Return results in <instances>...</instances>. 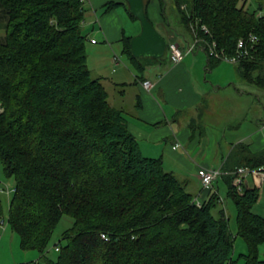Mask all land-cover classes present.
Masks as SVG:
<instances>
[{"label": "trees", "instance_id": "16d2710c", "mask_svg": "<svg viewBox=\"0 0 264 264\" xmlns=\"http://www.w3.org/2000/svg\"><path fill=\"white\" fill-rule=\"evenodd\" d=\"M155 1L167 24V0ZM189 1V9L185 0L170 3L209 64L220 62L208 56L210 43L233 55L239 39L246 44L255 35L249 57L235 65L245 81L264 85V15L246 10L242 0ZM143 2L147 16L153 0ZM87 11L84 0H0V164L14 181L0 194L21 249L36 250L45 264H236L240 237L243 264H264V218L252 211L259 189L243 184L239 192L230 174L238 168L225 166L222 179L236 209L233 234L224 211L213 213L216 193L198 207L185 181L141 153L123 112L109 104L88 67ZM131 39L122 37L121 54L141 76L153 60L134 57ZM237 154L241 167H264V150L241 145ZM63 217L72 224L50 258L47 248Z\"/></svg>", "mask_w": 264, "mask_h": 264}, {"label": "crops", "instance_id": "0c3cea01", "mask_svg": "<svg viewBox=\"0 0 264 264\" xmlns=\"http://www.w3.org/2000/svg\"><path fill=\"white\" fill-rule=\"evenodd\" d=\"M111 1L121 5L108 11L104 8L99 18L97 8ZM84 4L89 11L84 23L86 33L91 31L89 37L95 43L89 42L95 47L94 53L101 63L93 70L88 67L105 87L109 104L123 112L127 129L136 139L141 153L147 158L161 159L165 170L182 177L194 200L203 203L210 193H216L222 202L218 179L211 191L203 189L197 170L200 167L222 171L225 166L242 168L239 166L241 156H232L237 146L242 145L251 153L264 150V93L261 92L264 85L257 86L245 80L243 83L235 64H222L223 61L209 64L203 50L186 54L177 64L171 63L169 57V65L163 68L165 74L154 75L150 67L161 63L165 55L169 56L167 46L162 59L144 56L153 61L139 76L128 61L127 66L117 65L120 60L115 53H121L122 46L112 45L114 42L121 45L123 36L133 38L141 32L139 21L129 16L127 0H84ZM147 16L156 29L165 27L157 1L149 4ZM181 37L184 45L175 38L166 40V45L174 41L185 49L189 37ZM262 77L264 79V73ZM145 82L150 83L149 90L143 87ZM252 85L255 89L247 87ZM243 184L260 191L264 176L246 175ZM252 211L264 218L263 197ZM238 245L246 250L240 243Z\"/></svg>", "mask_w": 264, "mask_h": 264}, {"label": "rangeland", "instance_id": "374dc122", "mask_svg": "<svg viewBox=\"0 0 264 264\" xmlns=\"http://www.w3.org/2000/svg\"><path fill=\"white\" fill-rule=\"evenodd\" d=\"M185 2H186V6L188 7L187 9H189L190 1L185 0ZM240 4L241 5L244 4L245 9L250 11V12L257 11L258 15H264V0H242V2ZM104 8L105 7H103V6L97 8V12H99L98 13L99 18L104 14ZM87 13L89 14V11H87ZM166 13H167L168 21H167V24H165V27L163 29H161L159 27H157L159 29H156V28L155 29L159 33H161L163 35V37L165 38V40H167L168 42L171 41V39L175 38L176 39L175 41L180 40V42H183V44L182 43L181 44L184 45L185 41H183V38L181 37L182 35L188 36L189 37L188 42H191L192 38L189 35V33H187V31L182 26L180 19L178 17V14H177L175 8L171 5L170 0H167V3H166ZM149 16L151 17V14H149ZM87 17H89V15H86L85 21H87ZM93 20L95 22V20H96L95 16H93ZM155 21H158V20H155ZM2 22H3V19L0 18V23H2ZM96 24H97L96 28L99 29L98 23H96ZM137 25L140 26V24H138V23H137ZM156 26H157V23H156ZM125 27H126V25H125ZM166 30H168V32H169L168 34L166 33ZM1 31H2V29H0V32ZM83 31L84 32L87 31V28L84 24H83ZM90 32H89V34H87L86 52H87L88 66L93 70V68L100 67L101 63H100V58L97 56V54L94 53L95 47L92 46V44L89 42L91 39H93V38L89 37ZM112 45H114L116 47L122 46V45H120V42H114V43H112ZM182 45H180L181 48H182ZM115 54H117L116 56L120 60V62H118L117 65H120V66L123 64H125L126 66L128 65V63L126 62L127 61L126 58L120 52H117ZM164 57L165 58H163L164 60L161 63L150 67L154 70L153 71L154 75H158L159 73L165 74L166 70L163 68L165 65H169V63H168L169 56L165 55ZM167 57H168V59H167ZM223 63L228 64V62H225V61H223L222 64ZM231 65H233V64H231ZM111 68H112V65L110 66V71H111ZM150 68H149V71H150ZM92 76H94V75H92ZM241 80L243 81V83H245L243 78H241ZM247 87L255 89V88H253L254 87L253 85H252V87L251 86H247ZM261 92L264 93V91H261ZM259 111H260V109H259ZM178 178L181 181L184 180L182 177H178ZM246 178L248 179V177H246ZM247 179H246V182L249 181ZM188 180H189V177H188ZM0 183H3L2 186H5L7 184L10 188H14V181L12 179H8L4 176L1 164H0ZM215 184H216V182L214 183V185ZM217 184L221 189L220 194H221V198L223 201L218 202L217 206L213 210V213L215 215H218V213L220 215H222L223 212H221V211H224L225 216L229 221L230 231H231V233L235 234L236 233V221H235L236 209H235V206H234L232 200L227 196V193H226L227 188H226V185L223 182V179L221 177L218 179ZM187 190L189 191V187L187 188ZM260 193L261 194H260L259 199H261L263 197V200H264V186H263L262 190H260ZM262 194H263V196H262ZM0 203H1V206L3 207L2 217L5 221V227L4 228L0 227V264H45L44 262L40 261V259H39L40 254L36 250H23V249H21L20 239H19L18 235L15 234L14 232H12L7 226V201H6V196L4 194H0ZM71 224H72V221L70 218L63 217L61 219V221L58 223V225L56 226V228L53 232L51 241L49 243V246L47 248V255L50 258L56 257L57 251L55 250V245L60 240L61 235L64 232V230H66ZM239 243L242 246H244V248L246 247L242 238L237 237L235 244H234L233 259L235 260L236 264H243V259L240 258L239 255L245 254L246 250L245 249H244V251L241 250V247L238 245ZM263 254H264V247H261L260 258H263V256H264Z\"/></svg>", "mask_w": 264, "mask_h": 264}, {"label": "built area", "instance_id": "2783aa9c", "mask_svg": "<svg viewBox=\"0 0 264 264\" xmlns=\"http://www.w3.org/2000/svg\"><path fill=\"white\" fill-rule=\"evenodd\" d=\"M203 30L207 31L205 27H203ZM257 37L255 35H250L248 41L246 44H244V40L239 39L236 44V50L233 55H227L223 53L222 51L219 52L216 48L215 42L210 43V45L207 48V54L209 57H212L214 59H218L220 61H225L228 63L236 64L239 60L249 57V50L247 48L248 45H252L257 41ZM92 43H95V40H91ZM168 53L169 57L172 63L177 64L182 62L186 54L193 53L195 51L201 50L202 48L198 45V39H192L191 42H189L185 49L180 48V46L177 43L170 42L168 44ZM115 60L118 61L117 57H115ZM143 87L145 89H150V83L145 82L142 83ZM223 174H227L223 172L221 169H214V168H206V167H200L197 170V177L200 180V183L202 185L203 189H211L213 186V183L219 179ZM230 174L234 175L233 185L237 188L239 192H241L242 186H243V177L246 175H253L254 177H257L258 175L264 176V167L260 169H250L246 167L238 168L236 171L231 172ZM3 183H0V193H8L10 192V189L7 185L2 186ZM195 204L200 207L202 203H199L198 201L194 200ZM0 227H5V221L2 217H0ZM101 237L103 240H107V237L102 234ZM57 250V249H55Z\"/></svg>", "mask_w": 264, "mask_h": 264}, {"label": "water", "instance_id": "95a60500", "mask_svg": "<svg viewBox=\"0 0 264 264\" xmlns=\"http://www.w3.org/2000/svg\"><path fill=\"white\" fill-rule=\"evenodd\" d=\"M127 3L130 13L141 25V32L130 42L132 55L136 58L144 56L154 59L162 58L167 46L166 40L147 18L143 0H127Z\"/></svg>", "mask_w": 264, "mask_h": 264}]
</instances>
